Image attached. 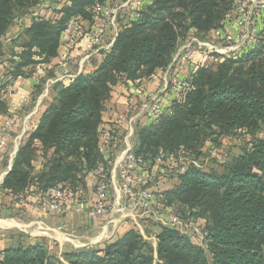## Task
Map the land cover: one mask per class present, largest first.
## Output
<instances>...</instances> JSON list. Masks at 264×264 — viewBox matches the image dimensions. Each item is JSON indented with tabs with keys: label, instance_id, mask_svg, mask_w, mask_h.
<instances>
[{
	"label": "trees",
	"instance_id": "obj_1",
	"mask_svg": "<svg viewBox=\"0 0 264 264\" xmlns=\"http://www.w3.org/2000/svg\"><path fill=\"white\" fill-rule=\"evenodd\" d=\"M94 1L68 0L56 17H34L9 44L5 43L7 29L18 17L34 10L37 0H0V57L9 55L13 63L6 77L11 80L31 73L37 63L56 56L67 19L77 15L81 21L85 17L94 21L87 9ZM220 1L223 4L216 0H150L136 18L122 21L113 45L97 67L79 73L61 87L55 102L41 116L34 136L45 150L53 149L50 159L32 172L31 136L19 147L1 189L26 198L27 188L43 191L64 182L78 192L88 172L95 177V188L98 176L93 169L108 167L120 139L118 131L102 121L104 103L113 86L141 81L166 69L180 39L192 26L204 34L222 28L221 21L233 0ZM14 45L21 50L15 51ZM169 95L164 115L136 129L134 152L145 158L136 171L152 170L159 148L167 152L183 148L197 158L208 148H219L215 142L230 139L241 128L247 134L241 150L225 158L220 171L191 165L174 177L176 183L171 188L160 190L156 185L159 180L147 179L141 187L183 219H204L206 247L176 227L162 224L155 245L130 228L102 247L65 252L64 260L41 243L7 247L0 251V264H264V37L238 59L225 58L214 67L197 64L189 88ZM5 109L0 93V113ZM105 129L111 133L108 144L101 140ZM13 200L19 199L11 200L8 211H24L15 207Z\"/></svg>",
	"mask_w": 264,
	"mask_h": 264
},
{
	"label": "crops",
	"instance_id": "obj_2",
	"mask_svg": "<svg viewBox=\"0 0 264 264\" xmlns=\"http://www.w3.org/2000/svg\"><path fill=\"white\" fill-rule=\"evenodd\" d=\"M40 7H36L34 10L21 15L18 17L19 19L17 18L14 23L9 26L5 33V43L7 42L10 44L11 40L17 38L19 34H22L24 28L31 24L34 17L42 15L45 17H52V15L53 17H56L57 11L54 9H50V12L48 11L49 13H46L45 11L41 10ZM45 14H49V16ZM215 32L216 34H220L221 38L224 35L223 29H216ZM60 38L61 39L56 56H54L48 62L37 63L33 68V72L25 75H18L11 80H9V77H6L5 75L7 70H11L13 67V63L9 59L10 56L8 55L5 57H0V86H3V88L0 89V93L6 102L5 111L0 113V125L11 113V111H13L14 107L20 106L19 118L15 120L12 138L9 141V145L0 151V186L5 175L11 169L13 160L19 147L23 145L29 138H31V136L35 135L41 124V116L48 106L55 102L59 89H61V87L67 86L79 74V59H74L64 64L61 63V60L64 58V55L70 53L71 50L84 48V40L76 41L75 43L74 39V42H67L69 39L63 32H61ZM20 39H22V37ZM20 39L18 42H20ZM13 49L19 52L21 47L14 45ZM101 61V59L91 58L89 61L83 62L81 72L87 73L94 70ZM174 65L176 70L179 69L187 73L189 69L192 71L197 64L195 65V61L192 63L187 61L182 62L181 65H179V63ZM170 66L173 68V63H171ZM166 73L167 72L165 70L159 69L147 79L141 80L138 84L132 81H126L119 82L113 86L110 97L104 103V109L102 112L103 125L112 126L118 131V134L120 135L118 144L116 145L115 149H113L112 159L116 160V158H119L128 148H132L134 150L137 143V127L146 126L151 122L147 117H138L139 115L136 116V111H138L140 108H137L136 105L139 102V100L136 98L137 92L160 88L163 86L164 81L166 80ZM7 85H11L12 87L11 91L8 93L5 92ZM168 96L170 95L167 94L165 99H169L170 97ZM136 108L137 110L133 112ZM128 110L130 112L133 110L131 113L134 114L131 116L129 115L130 117L127 118L125 115ZM134 115L136 117H134ZM31 147L34 150L33 158L31 160L32 172H35L41 168L42 163L46 162L47 159H50L53 154V149L45 150L42 147L40 140L35 138V136L32 138ZM4 166L5 168L3 169ZM145 181L146 170H137L135 173V183L133 184V187L135 189L141 188L143 187L142 185ZM162 181L164 183H162ZM162 181L159 180L156 184L160 190L171 188L176 183V179L172 175L168 174V170H166V176L162 178ZM94 183L95 177L92 173L88 172L85 176V185H82V189L78 190L77 192L80 197L79 201L75 202L71 200L67 202V209L71 207V210H68L66 213L67 216H77L83 219L85 218V222H91V220L85 216L83 210L89 208L95 199ZM119 187L120 183L114 175L110 182L109 191L115 195V198H118L120 195ZM151 187L157 189V187ZM24 192L27 194L26 198H22L21 195L12 196L11 194L2 190L0 187V198H10L12 200L13 198L17 199L18 197L19 200L13 201V205L15 207H23L24 209V211L19 210L18 213L22 214L24 217H31L33 223L36 221L41 222L43 219L37 217L41 214H44L36 201L39 191H34V188L30 187L25 189ZM154 197L155 201L152 203V214L153 216L157 217V215H160L161 212L164 211L165 207L167 210L170 208L163 205L160 202V198L157 199L158 196L155 195ZM9 206L11 207V205L8 203V207ZM7 211L8 210L5 205L0 206V213L6 214L8 213ZM51 214L52 213L46 214V216H50ZM200 220L204 221V219ZM126 230L128 229L120 232V228L116 230L113 229L109 236H117L119 232L121 235ZM155 234L154 238H152L154 240V245L156 244Z\"/></svg>",
	"mask_w": 264,
	"mask_h": 264
},
{
	"label": "rangeland",
	"instance_id": "obj_3",
	"mask_svg": "<svg viewBox=\"0 0 264 264\" xmlns=\"http://www.w3.org/2000/svg\"><path fill=\"white\" fill-rule=\"evenodd\" d=\"M67 1L68 0H37V7L41 6V10L46 13H49L50 9L59 12ZM109 1L110 0H95L87 9L94 16V6L97 3L106 4L109 3ZM147 1L150 0H140L141 4L138 7V11ZM216 3L223 4L220 0H216ZM125 6L130 7L131 4L126 3ZM45 15L49 16V14ZM129 19L131 18L126 11L121 14L119 23L124 20L128 21ZM89 22H93V18L85 17V23ZM221 22L222 28L219 27L216 29L225 30V28H227L228 33L231 34V38L227 41L224 37L226 31H224V35L221 38L220 34H216V29L212 28V32L209 30L204 34L192 26L189 28L186 35L180 39L175 54L179 52V55H184L192 52V57L187 60L188 62L192 63L195 61V65L202 64L209 67H214L225 58L238 59L244 54L246 48H248L245 47L244 44H240L241 41L252 34L255 35L259 41L264 37V0H233ZM208 44L216 45L215 49H211V47L207 48ZM174 58H176V55ZM171 63H173V68L172 66H169L164 69L167 71L166 79L168 81L176 78L182 79L191 72L190 69L187 73L179 69L176 70L174 64H177V61H172ZM181 63L182 62H180L179 65H181ZM134 82L140 83L139 79ZM138 103L136 104L137 108L140 107V102ZM137 108L134 109V111L131 110V112H135ZM127 112L125 115L127 118L134 114L129 110ZM141 116L142 115L138 117ZM246 135V132L242 131L241 128L233 133L230 139L226 138V140L223 142L220 141V143L218 141L215 142L219 145V149L213 151V147H211L205 150V152L198 153L196 160L203 165V169L208 170L214 168L220 171L223 169V165L226 161L225 163L220 162L219 157L226 153V158L228 160L238 153L241 150L243 143L246 141ZM211 139L212 138H210V140ZM211 153H217V156H212ZM4 168L5 166L3 169ZM109 194L110 205L107 207L106 213L95 219H89L91 222H85V218L67 216L66 213L68 210H71V207L69 209L66 207V210L62 212L50 211L41 207L44 214L40 213L41 215L37 217L43 220L41 222L36 221L35 223H33L31 217H24L22 214L18 213V211L15 213L12 211H7L8 213L6 214L0 213V251L7 247L17 246L18 244L26 245L29 243H41L51 254L64 260L63 253L65 252H73L83 248L102 247L104 244L117 239L121 231L130 228L136 229L153 243L154 240L152 238H154V234L158 231V228L162 223L156 219L152 213L143 212L139 207L126 205L128 201L123 197L121 190L118 198H115V195L111 191H109ZM0 199V203H2L1 205H5L7 210H9L6 205L12 202L11 199ZM169 208L176 212L174 208ZM164 210H166V207ZM83 211L85 212V209ZM49 213L52 214L46 216V214ZM197 223L202 224L203 221L197 220ZM119 228L120 232L117 236H109L113 229L116 230Z\"/></svg>",
	"mask_w": 264,
	"mask_h": 264
},
{
	"label": "built area",
	"instance_id": "obj_4",
	"mask_svg": "<svg viewBox=\"0 0 264 264\" xmlns=\"http://www.w3.org/2000/svg\"><path fill=\"white\" fill-rule=\"evenodd\" d=\"M126 3H130L131 6H125ZM140 4V0H110L106 4L97 3L94 6L95 20L89 23H85L84 20L81 21L77 15L69 17L62 32L69 40L73 37L75 39H83L84 48L71 50L70 53L64 55L61 63L64 64L74 59H79L78 73H81L83 62L89 61L91 58L102 60L105 57L106 51L111 48L118 35L121 14L127 11L131 19L137 17L139 15L138 7ZM224 37L227 41L231 38V34L226 31ZM258 41L259 39L252 34L241 41L240 44H244L245 47H250L257 44ZM215 46L208 44L207 48L211 47V49H215ZM192 54L191 52L179 55L178 52L175 54L176 58H173L172 61H177V63L187 61L192 57ZM191 75L192 71L182 79L176 78L171 81L166 79L160 88L149 91H138L136 98L140 102V108L136 111V116L142 115L141 117H147L151 121L150 123L157 122L166 112V95H178L189 88ZM11 89V85H7L5 92L8 93ZM19 111L20 106L14 107L13 111H11L0 125V151L9 145L15 120L19 118ZM136 116L134 115V117ZM101 140L104 144L110 142V130L105 129L102 132ZM217 149L219 148L214 146L212 150ZM211 154L212 156H217V153ZM226 155L224 153L219 157L220 162L225 161ZM144 164V155L137 154L132 148H128L116 160L109 159L107 161L108 167L97 165L93 169V173L98 176V181L94 189L95 199L91 206L85 210V216L88 219H95L106 213L107 207L110 205V182L114 175L120 183L119 188L123 197L128 201L126 205L139 207L143 212L152 213V203L155 201L154 195L147 188H138L136 190L133 188L135 171ZM191 165L203 169V165L198 163L196 157L183 148L176 152H167L159 148L157 156L153 161L152 170L146 171V179L150 182L160 180L166 176V170H168L169 175L175 177L183 173ZM78 199L79 195L70 185L64 182H58L52 187L39 191L36 201L44 209L62 212L66 210L68 201L72 200L76 202ZM156 219L163 225L176 227L182 234L188 235L202 247H206V231L202 224L197 223L196 219H183L178 213L170 209L162 211L160 215H157Z\"/></svg>",
	"mask_w": 264,
	"mask_h": 264
}]
</instances>
